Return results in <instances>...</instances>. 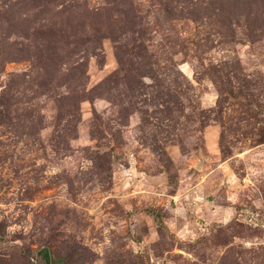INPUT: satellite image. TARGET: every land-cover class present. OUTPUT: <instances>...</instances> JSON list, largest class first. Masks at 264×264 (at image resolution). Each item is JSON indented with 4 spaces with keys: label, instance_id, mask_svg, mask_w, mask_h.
Returning <instances> with one entry per match:
<instances>
[{
    "label": "rangeland",
    "instance_id": "1",
    "mask_svg": "<svg viewBox=\"0 0 264 264\" xmlns=\"http://www.w3.org/2000/svg\"><path fill=\"white\" fill-rule=\"evenodd\" d=\"M0 264H264V0H0Z\"/></svg>",
    "mask_w": 264,
    "mask_h": 264
}]
</instances>
